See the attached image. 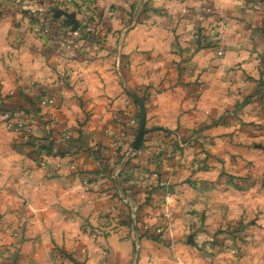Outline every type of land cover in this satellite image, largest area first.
<instances>
[{
	"label": "crops",
	"instance_id": "1",
	"mask_svg": "<svg viewBox=\"0 0 264 264\" xmlns=\"http://www.w3.org/2000/svg\"><path fill=\"white\" fill-rule=\"evenodd\" d=\"M180 1L154 0L166 11L90 62L58 55L66 24L34 38L18 3L0 0L2 263L264 264V0ZM144 89L135 152L129 93ZM37 98L55 101L38 134L56 119L72 136L64 156L33 153L1 119Z\"/></svg>",
	"mask_w": 264,
	"mask_h": 264
},
{
	"label": "rangeland",
	"instance_id": "2",
	"mask_svg": "<svg viewBox=\"0 0 264 264\" xmlns=\"http://www.w3.org/2000/svg\"><path fill=\"white\" fill-rule=\"evenodd\" d=\"M17 2L22 12L28 16L30 21V31L35 33L34 38L43 40L44 37L41 34L43 26L50 24L57 27L54 24L55 20H58L65 26L72 28L73 24L69 22V17H73L78 24V29L87 38L84 43V49H88L83 53L75 56H64L67 61H90L99 59V54L108 49L107 46L113 48L114 51L119 50V46L124 44V32L135 27L137 24L152 23L153 20L148 17L150 13L157 11H166V8L161 6L155 7L154 0H13ZM174 2L175 6H179L180 0H170ZM196 0H185L186 9L189 11L192 7L196 6ZM198 1V0H197ZM177 2V3H176ZM11 9V8H10ZM8 9V10H10ZM125 10L128 12V16L125 17ZM141 10L143 16L136 18L135 12ZM176 10V9H174ZM182 14L183 9H181ZM177 12V10H176ZM180 10L177 12L179 13ZM187 14V13H186ZM168 20H164L166 22ZM157 22V21H156ZM200 34V33H197ZM109 42L113 44L108 45ZM94 47L97 49L95 50ZM39 53V52H38ZM62 55V52H59ZM173 51H171V54ZM40 59V58H39ZM42 60V59H41ZM130 91H128L129 93ZM147 92V91H146ZM145 92V93H146ZM133 93V92H130ZM147 94V93H146ZM145 98H148L147 96ZM42 99V98H41ZM40 98L32 100L31 110L29 111L31 117H33V126L40 129L43 132V108L37 107ZM25 110V109H17ZM16 111V110H15ZM28 111V110H25ZM38 119V121L36 120ZM36 120V121H35ZM36 122V124L34 123ZM37 125V126H36ZM45 130V129H44ZM38 132V130H37ZM43 134H40L42 136ZM21 143V142H20ZM54 152V151H53ZM98 154V153H97ZM226 261V260H225ZM263 263V262H262ZM260 261L257 264H262Z\"/></svg>",
	"mask_w": 264,
	"mask_h": 264
},
{
	"label": "built area",
	"instance_id": "3",
	"mask_svg": "<svg viewBox=\"0 0 264 264\" xmlns=\"http://www.w3.org/2000/svg\"><path fill=\"white\" fill-rule=\"evenodd\" d=\"M52 27L50 24H47L46 26H43L41 29V34L45 37H49L52 35ZM58 38V52H62L66 56H75L77 54L83 53L88 49H84V43L86 42V37L81 33L80 29H77L76 31L73 30V27H63L62 30L57 35ZM96 50L97 48L94 47ZM219 55H222L220 52ZM148 97V94H144V97ZM37 107L42 109L46 107H55V101L54 99H41L38 101ZM1 119L6 127V129L9 132L16 133L18 136V139L21 143L27 144L32 143V148L34 151L38 152L40 155L45 151L42 149V141L43 136H40L36 130V128L33 126V117H31L30 113L25 110H13V111H5L1 114ZM136 120H132L131 124H135ZM57 126L58 122L56 119L48 120L45 123V132L46 137L45 139L52 142L55 146L60 148H68L70 146V141L72 136L69 135V133L65 132L64 130H58L57 132ZM256 134L259 136H264V130L262 129H255ZM169 136H172L174 140L178 141V144L182 148H184L185 144L182 143L180 140L179 135L176 132H173L172 134H168ZM199 142V135L193 136L191 140L188 142V144L192 143L195 144ZM96 153H98V156L100 158V161L105 162L106 158L104 156V151L97 149ZM102 176L104 177V169L102 170ZM152 177L157 180L159 178L158 173H153ZM95 178V177H94ZM93 179L92 176H86L83 179V184L85 186H88L90 184V181ZM158 185L160 187H165L166 184L164 182H159ZM171 191L167 190L165 192V198L168 199L171 196ZM166 215H169V212L166 213ZM135 219V217H134ZM136 221V219H135ZM147 234L159 238L163 235V228L158 227L154 230H151V228H146ZM0 264H4L0 261Z\"/></svg>",
	"mask_w": 264,
	"mask_h": 264
},
{
	"label": "trees",
	"instance_id": "4",
	"mask_svg": "<svg viewBox=\"0 0 264 264\" xmlns=\"http://www.w3.org/2000/svg\"><path fill=\"white\" fill-rule=\"evenodd\" d=\"M141 92V93H140ZM140 92H135V93H129V96L131 97L132 101H133V104L138 107V114H137V118L139 119L140 118V106H139V103L138 101H141L143 104L146 103L147 99L148 98H145L144 97V94L146 92V89L144 90H141ZM140 94H143V95H140ZM157 131H163V130H157ZM168 134H170L169 131H166ZM42 141V149L47 151L48 153H52L54 150V148H56V153L57 155H61V156H64L68 153V148H60V147H57L55 146L52 142H50L49 140L43 138L41 139ZM23 144V143H22ZM28 147H30L33 151V153H38L36 151L33 150L32 148V143H27V144H24ZM39 154V153H38ZM106 161V160H105ZM103 164H105V162L102 161Z\"/></svg>",
	"mask_w": 264,
	"mask_h": 264
},
{
	"label": "water",
	"instance_id": "5",
	"mask_svg": "<svg viewBox=\"0 0 264 264\" xmlns=\"http://www.w3.org/2000/svg\"><path fill=\"white\" fill-rule=\"evenodd\" d=\"M69 20H70L69 22L73 24V30L76 31L78 29V24L75 22L73 17H69ZM138 103L141 109V113H140V127L133 145V151L135 152H139L141 150L144 138L148 134V131L146 130L144 104L141 101H138Z\"/></svg>",
	"mask_w": 264,
	"mask_h": 264
}]
</instances>
